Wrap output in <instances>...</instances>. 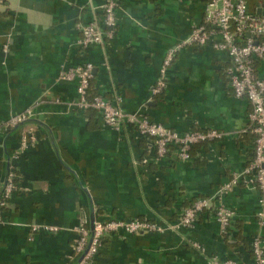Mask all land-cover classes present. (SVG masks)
I'll return each instance as SVG.
<instances>
[{
	"label": "crops",
	"instance_id": "obj_1",
	"mask_svg": "<svg viewBox=\"0 0 264 264\" xmlns=\"http://www.w3.org/2000/svg\"><path fill=\"white\" fill-rule=\"evenodd\" d=\"M245 1L250 14L264 16V0ZM101 2L0 4V196L7 173L17 178L2 211L0 264H77L78 258L67 259L75 229L90 230L97 220L171 226L182 209L215 194L253 157L250 105L234 98L224 72L229 59L211 42L176 53L164 91L151 95L166 51L202 23L205 0H121L113 38L80 49L79 28L101 17ZM84 63L94 66L89 93L124 113H140L179 134L215 130L223 136L193 146L188 161H180L173 146L157 161L152 142L130 125L116 132L100 113L74 106L76 82L58 74ZM255 72L264 77V59ZM27 109L26 123L5 126ZM29 132L36 146L14 158ZM258 197L242 183L223 195L221 204L234 212L225 234L206 211L191 228L111 234L90 264H255ZM34 225L56 232H33Z\"/></svg>",
	"mask_w": 264,
	"mask_h": 264
},
{
	"label": "built area",
	"instance_id": "obj_2",
	"mask_svg": "<svg viewBox=\"0 0 264 264\" xmlns=\"http://www.w3.org/2000/svg\"><path fill=\"white\" fill-rule=\"evenodd\" d=\"M9 0H0L5 4ZM101 17L81 25L80 37L75 45L80 49L91 46H101L106 40L113 38L117 26L116 12L121 0H101ZM218 37V40L215 38ZM211 42L212 48L226 54L229 65L224 72L229 80L232 94L236 99H244L250 105L248 123L251 134L254 136L253 157L246 167L233 174L232 178L221 185L215 194L195 199L189 206L182 209L177 221L171 226L161 225L148 220H111L95 221L92 228L75 229L77 238L74 241L72 257L78 258L77 264H90L102 247L103 240L111 234L131 236L138 233H162L167 230L191 228L199 215L212 211L214 219L220 225L222 234L226 233L234 212L221 204L223 195L233 186L242 183L259 193V210L256 212L259 231L252 236L251 247L255 264H264V242L262 231L264 229V77L255 72V63L264 59V16L250 14L245 0H205L203 21L194 27L189 35L182 41L167 50L162 60L159 76L151 88V95L161 94L167 83L169 71L178 53L184 47H202ZM7 50V46L3 47ZM94 77V66L84 63L69 68H62L58 79L67 82H76L77 101L74 106L82 111L93 110L101 115L104 125L116 132H120L124 124L135 129L140 137L152 142L154 155L157 161L166 156L171 146L176 148L177 158L188 161L193 146L206 143L223 136L215 130L189 131L183 134L151 121L140 113H124L116 105L101 96H90V83ZM31 111L29 109L10 117L5 123L8 128L18 127L27 122ZM37 144L35 133L23 135L14 158L33 148ZM15 173L9 171L0 196V225L2 224V211L6 207L15 187ZM33 232L54 233L53 227L34 225ZM192 246L200 249L199 245ZM215 264H236L233 260H225Z\"/></svg>",
	"mask_w": 264,
	"mask_h": 264
},
{
	"label": "trees",
	"instance_id": "obj_3",
	"mask_svg": "<svg viewBox=\"0 0 264 264\" xmlns=\"http://www.w3.org/2000/svg\"><path fill=\"white\" fill-rule=\"evenodd\" d=\"M90 96L92 97L93 95H92V94H90ZM15 181H17V178H16V177H15V180H14V182H15ZM15 183H16V182H15ZM15 185H16V184H15ZM15 187H16V186H15ZM192 202H193V201H192ZM192 202H191V203H192ZM188 206H189V205H188ZM251 253H252V247H251Z\"/></svg>",
	"mask_w": 264,
	"mask_h": 264
}]
</instances>
